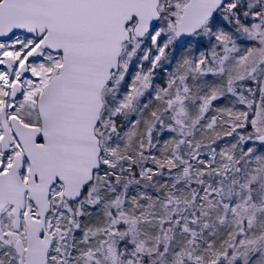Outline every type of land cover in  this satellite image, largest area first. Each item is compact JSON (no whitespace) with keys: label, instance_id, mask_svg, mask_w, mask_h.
Listing matches in <instances>:
<instances>
[{"label":"snow or ice","instance_id":"obj_1","mask_svg":"<svg viewBox=\"0 0 264 264\" xmlns=\"http://www.w3.org/2000/svg\"><path fill=\"white\" fill-rule=\"evenodd\" d=\"M0 264H264V0H0Z\"/></svg>","mask_w":264,"mask_h":264}]
</instances>
